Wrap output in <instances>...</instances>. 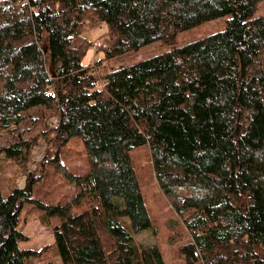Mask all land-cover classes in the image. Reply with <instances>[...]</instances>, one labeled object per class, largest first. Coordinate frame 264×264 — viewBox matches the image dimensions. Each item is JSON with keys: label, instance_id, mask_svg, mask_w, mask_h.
Returning a JSON list of instances; mask_svg holds the SVG:
<instances>
[{"label": "trees", "instance_id": "16d2710c", "mask_svg": "<svg viewBox=\"0 0 264 264\" xmlns=\"http://www.w3.org/2000/svg\"><path fill=\"white\" fill-rule=\"evenodd\" d=\"M263 1L0 0V127L19 132L0 154L28 164L37 139L20 134L24 114L45 108L58 117L60 150L47 163L58 166L73 140L89 160L85 175L66 174L79 193L65 205L35 201L32 174L7 197L0 187V264L40 254L19 247L26 204L58 220L62 264H167L133 237L153 228L137 164L144 152L187 234L185 264H264V16L254 17ZM227 15L224 32L95 74ZM87 21L115 37L94 69L83 64Z\"/></svg>", "mask_w": 264, "mask_h": 264}, {"label": "rangeland", "instance_id": "374dc122", "mask_svg": "<svg viewBox=\"0 0 264 264\" xmlns=\"http://www.w3.org/2000/svg\"><path fill=\"white\" fill-rule=\"evenodd\" d=\"M264 16V1L257 8L255 18ZM231 15L212 20L178 35L174 45L156 42L142 48L137 53L109 59L104 63V69L98 70L99 78L102 74L121 66H131L143 60H148L166 54L173 48L183 47L201 38L224 32ZM82 37L89 44L83 64L92 67L105 58V51H109L115 41L109 27L104 22L87 21L82 30ZM101 43L106 47L95 48ZM25 121L21 133L25 139H37L31 151L30 160L26 166L18 164L2 153L0 154V187L5 197L9 196L15 187L25 189L29 182L28 174H32L36 183L33 188V199L46 205H65L71 203L79 193L77 186L68 180L66 174L83 176L88 171V156L83 145L78 140L71 141L62 148L57 166L53 160L57 157L58 143L55 129L58 117L45 108L33 109L24 114ZM19 132L6 131L0 127V149L8 147L17 141ZM50 163H47L49 160ZM147 153L139 155L137 164L142 168L146 179L145 193L147 206L153 221V228L140 234H133L134 240L142 248L156 246L163 254L167 264H185L179 253L178 246L184 244L187 234L183 229L171 201L164 196L156 185L155 175L151 170V161ZM56 160V159H55ZM46 162V163H45ZM115 201L119 202L118 199ZM86 208L81 205L75 209L80 212ZM123 221L130 228L129 221ZM58 224L56 218H50L34 204H26L20 215L18 230L28 237V241L21 242L22 250L40 253L32 264H62L55 249L54 228ZM203 262V261H202Z\"/></svg>", "mask_w": 264, "mask_h": 264}, {"label": "built area", "instance_id": "2783aa9c", "mask_svg": "<svg viewBox=\"0 0 264 264\" xmlns=\"http://www.w3.org/2000/svg\"><path fill=\"white\" fill-rule=\"evenodd\" d=\"M94 47L95 48L106 47V45H102L101 43H98V44H95ZM91 68L94 69V65ZM94 70L96 71L95 74L99 77L98 70L96 68Z\"/></svg>", "mask_w": 264, "mask_h": 264}]
</instances>
